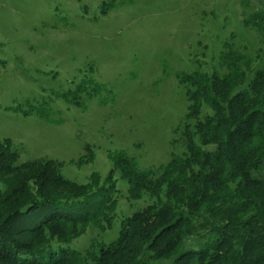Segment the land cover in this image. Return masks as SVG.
<instances>
[{"label":"rangeland","instance_id":"obj_1","mask_svg":"<svg viewBox=\"0 0 264 264\" xmlns=\"http://www.w3.org/2000/svg\"><path fill=\"white\" fill-rule=\"evenodd\" d=\"M0 0V141L10 139L19 164L54 161L68 180H104L112 155L123 153L140 171L156 170L187 152L189 101L179 75L201 70L226 73L225 44L251 57L252 79L264 67V39L244 20L264 12V0ZM85 85L82 106L59 95ZM47 104L26 116L23 110ZM15 108H20L15 110ZM208 112L205 109L200 116ZM120 190L112 230L91 227L71 247L115 240L123 219L158 199L130 200ZM197 221L185 248L211 239ZM162 259L149 264H171Z\"/></svg>","mask_w":264,"mask_h":264},{"label":"trees","instance_id":"obj_2","mask_svg":"<svg viewBox=\"0 0 264 264\" xmlns=\"http://www.w3.org/2000/svg\"><path fill=\"white\" fill-rule=\"evenodd\" d=\"M104 3L102 13L115 7ZM264 39V12L244 20ZM220 56L226 73L201 70L179 75L190 103L187 152L156 170L140 171L123 153L112 155V172L87 184L66 179L52 160L19 164L10 139L0 141V264H264V67L253 78L252 59L231 43ZM80 85L59 95L82 106ZM47 104L32 107L42 118ZM208 109L203 119V111ZM19 110L20 108H15ZM115 172L129 185L130 200L158 199L121 222L109 244L85 252L71 247L91 228L112 230L120 190ZM211 239L185 248L197 221Z\"/></svg>","mask_w":264,"mask_h":264}]
</instances>
